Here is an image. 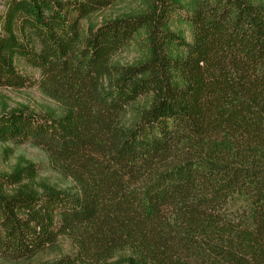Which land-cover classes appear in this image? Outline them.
Returning a JSON list of instances; mask_svg holds the SVG:
<instances>
[{
  "label": "trees",
  "instance_id": "1",
  "mask_svg": "<svg viewBox=\"0 0 264 264\" xmlns=\"http://www.w3.org/2000/svg\"><path fill=\"white\" fill-rule=\"evenodd\" d=\"M117 1L3 6L0 89L37 87L60 110L1 114L0 146L40 148L78 189L35 187L25 159L0 171V258L68 241L48 264H264V6L145 0L91 24ZM132 46L143 58L121 64Z\"/></svg>",
  "mask_w": 264,
  "mask_h": 264
},
{
  "label": "rangeland",
  "instance_id": "2",
  "mask_svg": "<svg viewBox=\"0 0 264 264\" xmlns=\"http://www.w3.org/2000/svg\"><path fill=\"white\" fill-rule=\"evenodd\" d=\"M6 1L0 0V14L3 13V6ZM144 1L118 0L111 8L95 16L91 24L95 27H100L107 21L136 15L144 9ZM250 1L254 4L264 6V0ZM88 27L89 23H83V29L85 31ZM175 29L184 31L185 35L190 39V32L187 27L175 26ZM143 54L136 46H132L122 51L117 56V60L123 65H132L138 63L143 58ZM19 69L24 74L39 79V75L25 65L20 64ZM14 109H24L39 114L57 113L60 110L58 103L37 87L23 90L0 89V115ZM20 159L30 161L38 168L39 176L35 187L42 188L48 185L66 192H74L78 189L74 183L70 166H67V164L61 161H52L48 154L40 148L33 145H25L18 148L7 145L0 146V171L9 173ZM73 252L74 247L68 241H62L55 248L38 256L31 264H48ZM0 264L28 263H11L0 258Z\"/></svg>",
  "mask_w": 264,
  "mask_h": 264
}]
</instances>
